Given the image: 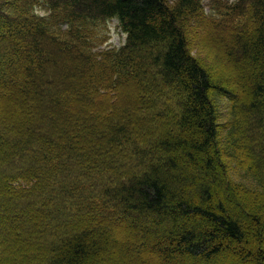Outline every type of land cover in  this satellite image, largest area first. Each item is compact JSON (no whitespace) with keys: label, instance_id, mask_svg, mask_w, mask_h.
<instances>
[{"label":"trees","instance_id":"16d2710c","mask_svg":"<svg viewBox=\"0 0 264 264\" xmlns=\"http://www.w3.org/2000/svg\"><path fill=\"white\" fill-rule=\"evenodd\" d=\"M4 2L0 264H264V0Z\"/></svg>","mask_w":264,"mask_h":264},{"label":"rangeland","instance_id":"374dc122","mask_svg":"<svg viewBox=\"0 0 264 264\" xmlns=\"http://www.w3.org/2000/svg\"><path fill=\"white\" fill-rule=\"evenodd\" d=\"M5 0H0V4L2 2H4ZM206 1L209 0H204V3H206ZM228 1H232V0H228ZM6 2H4L3 4H5ZM206 7V6H205ZM0 8L5 9V11L8 12V9L6 8V6H1ZM36 13H47V11L45 10V8H40L39 6L33 7ZM18 25H16L17 27ZM96 29L97 31H100L101 36L102 37V43L101 46L103 47H110V46H114V47H120L123 43H124V39H125V34L121 31V29L119 28L116 19H112V20H107L106 22H98L96 24ZM205 43V42H204ZM192 53L199 55V56H206L209 58V60L212 58V56L215 54L214 50L212 49L211 46L209 45H205V44H198L197 46H194L192 49ZM220 113L221 118L220 121H225V119L228 118V115H226L225 113V106L223 104H221L220 107ZM226 115V116H225ZM110 230V229H109ZM111 235H115L118 233L117 229H113L111 231ZM110 234V232H109Z\"/></svg>","mask_w":264,"mask_h":264}]
</instances>
